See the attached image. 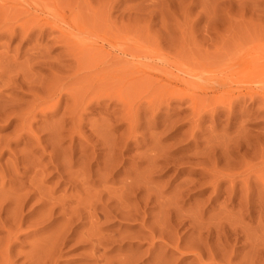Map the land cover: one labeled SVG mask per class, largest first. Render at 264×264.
I'll list each match as a JSON object with an SVG mask.
<instances>
[{
	"label": "rangeland",
	"instance_id": "obj_1",
	"mask_svg": "<svg viewBox=\"0 0 264 264\" xmlns=\"http://www.w3.org/2000/svg\"><path fill=\"white\" fill-rule=\"evenodd\" d=\"M0 6V264H264V0Z\"/></svg>",
	"mask_w": 264,
	"mask_h": 264
},
{
	"label": "bare ground",
	"instance_id": "obj_2",
	"mask_svg": "<svg viewBox=\"0 0 264 264\" xmlns=\"http://www.w3.org/2000/svg\"><path fill=\"white\" fill-rule=\"evenodd\" d=\"M5 1V0H4ZM1 6H0V10H1ZM3 9V8H2ZM73 24V23H72ZM25 27V26H24ZM46 27V26H45ZM51 29V28H50ZM28 30V29H27ZM27 30H25L24 32H26L27 33ZM60 30V29H59ZM28 31H31V30H28ZM23 32V31H22ZM25 33V34H26ZM27 35V34H26ZM25 36V35H24ZM61 42V41H60ZM243 57V56H242ZM244 57H246V58H242V59H239V58H237L236 60H238L239 62H238V64H237V68H238V72L236 73L237 74V76H242V77H244V76H247L248 74H250V75H252V74H254L255 72H256V68H255V64L257 63V62H255V60H254V57H251V56H244ZM236 60H234L235 62H236ZM233 63V62H232ZM237 63V62H236ZM259 64V63H258ZM231 64H229L228 66H230ZM257 67V66H256ZM232 69V68H231ZM229 70V69H228ZM234 72V71H233ZM236 72V71H235ZM226 73V72H225ZM230 74V73H229ZM231 74H232V72H231ZM230 74V75H231ZM234 75V74H233ZM249 75V76H250ZM229 76V75H228ZM227 76V77H228ZM14 77V76H13ZM232 77H234V76H232ZM241 77V78H242ZM33 81V80H32ZM7 82V81H6ZM8 83V82H7ZM22 197H24V196H22ZM21 198V197H20ZM25 199H26V197H25ZM25 199H23V201L25 200ZM93 206H95L94 204H92ZM91 205V206H92ZM1 207V206H0ZM63 207V206H62ZM4 208V207H3ZM2 209V208H1ZM61 209H63V208H61ZM92 210H94V209H92L91 208V212H94V211H96V210H94V211H92ZM63 211H64V209H63ZM74 211H76L75 209L73 210V212L72 213H70V214H73V216L75 215V212ZM65 212V211H64ZM17 213V212H16ZM15 213V214H16ZM18 213H19V211H18ZM67 214V213H66ZM88 214V213H87ZM96 214V213H95ZM105 214V213H104ZM77 215H78V212H77ZM16 216V215H15ZM65 216V214L63 215L62 214V218ZM96 216V215H95ZM71 217H72V215H71ZM83 217V216H82ZM88 217H89V215H88ZM106 218V217H105ZM89 219H90V217H89ZM91 219L93 220V218H92V216H91ZM95 220H97V218H94ZM92 220H90V221H92ZM105 220H107V219H105ZM20 222V221H19ZM93 222V221H92ZM95 223V222H94ZM94 225V224H93ZM90 229H92V228H90ZM62 230L66 233V230H64L63 228H62ZM96 230V229H95ZM89 232H90V230H88ZM61 232L62 231H59L56 235L58 236L57 237V240L56 241H51V243H50V248H51V246H53L54 244L56 245V243H58V240H60V241H62L63 243H65L66 241H68V239L67 238H65L66 237V235H65V233L63 234V235H65V237L63 236V235H61ZM92 232H94V230L92 231ZM91 232V233H92ZM63 233V232H62ZM91 233H89L88 234V237H89V235L91 234ZM95 233V232H94ZM97 233V232H96ZM72 234V233H71ZM87 234V233H86ZM86 234H84V238L86 239ZM73 235H74V233H73ZM93 235V234H92ZM94 235H96V234H94ZM93 235V236H94ZM80 236V235H79ZM56 237V236H55ZM74 237V236H73ZM76 237V236H75ZM80 238H82L81 240L83 241V236L82 237H79V239ZM94 238H95V236H94ZM76 239H78V236L76 237ZM75 239V240H76ZM89 240H88V242H89V245L90 246H92V254H94L93 252H95V250L98 248V246H97V243H96V245H93V243H92V241L94 242L95 240H92L91 238H88ZM74 240V239H73ZM56 242V243H55ZM95 242H97V241H95ZM60 243V242H59ZM58 243V244H59ZM62 243V244H63ZM68 243V242H67ZM51 244H53V245H51ZM99 245V244H98ZM101 245V244H100ZM58 246H60V244L59 245H57V247ZM97 246V247H96ZM54 247H56V246H53L52 248L53 249H55ZM57 247H56V249H57ZM52 248L50 249L51 250V254L49 253L48 255V259H49V257L50 258H52V256H53V254H56L57 253V251L59 250H57L56 251V249H55V252L54 251H52ZM62 249V248H61ZM61 249L59 250V251H61ZM90 249H91V247H90ZM98 252V251H97ZM97 252H95V253H97ZM7 253H8V255L10 254V251H9V249L7 250ZM46 253H47V251H46ZM60 253V252H59ZM91 254V255H92ZM95 255V254H94ZM46 258H47V256H46ZM47 259V260H48ZM128 260H129V258H127ZM6 260H7V263H8V261H9V257L7 256V258H6ZM95 261H97V262H99V260L97 259V260H95ZM106 263V262H105ZM108 263V262H107ZM126 263V262H125ZM98 264H100V263H98ZM117 264V263H116Z\"/></svg>",
	"mask_w": 264,
	"mask_h": 264
}]
</instances>
